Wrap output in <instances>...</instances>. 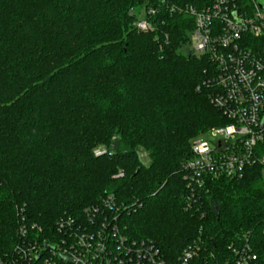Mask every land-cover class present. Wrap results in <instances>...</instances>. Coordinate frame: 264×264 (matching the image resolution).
<instances>
[{
  "label": "trees",
  "instance_id": "16d2710c",
  "mask_svg": "<svg viewBox=\"0 0 264 264\" xmlns=\"http://www.w3.org/2000/svg\"><path fill=\"white\" fill-rule=\"evenodd\" d=\"M168 2L212 0H0V257L21 224L50 241L61 219L88 228L97 206L90 228L118 223L166 264L195 242L191 264L233 261L245 233L264 264V166L201 190L186 178L194 139L229 121L205 84L212 62L186 52L194 18Z\"/></svg>",
  "mask_w": 264,
  "mask_h": 264
},
{
  "label": "built area",
  "instance_id": "2783aa9c",
  "mask_svg": "<svg viewBox=\"0 0 264 264\" xmlns=\"http://www.w3.org/2000/svg\"><path fill=\"white\" fill-rule=\"evenodd\" d=\"M167 8L194 18L189 48L212 62L205 84L212 88L214 104L229 121L194 139L185 163L186 178L196 190L206 188L207 177L241 178L248 167L264 166V0H212L201 9L168 2ZM156 12L155 6L143 5L135 27L153 31L149 17ZM141 158L147 163L145 154ZM104 203L115 210L113 196ZM99 210L97 206L87 209L90 224L82 230L74 218L61 219L58 230L63 236L50 241L36 240L28 226L21 224L24 241L11 256L0 257V264H166L155 243L130 238L118 223L102 221L90 228L96 224L92 213ZM201 248L195 242L175 264H191ZM233 248L236 258L224 264H257L258 253L249 234Z\"/></svg>",
  "mask_w": 264,
  "mask_h": 264
},
{
  "label": "rangeland",
  "instance_id": "374dc122",
  "mask_svg": "<svg viewBox=\"0 0 264 264\" xmlns=\"http://www.w3.org/2000/svg\"><path fill=\"white\" fill-rule=\"evenodd\" d=\"M136 16H137V17H140V10H139V14H137ZM186 52H192V50L189 48V49H187ZM210 135H211V134L208 133V134H205L204 137L206 138V137H208V136H210ZM145 156H146V158H145L144 160L148 161L149 159H148V157H147L146 154H145Z\"/></svg>",
  "mask_w": 264,
  "mask_h": 264
},
{
  "label": "water",
  "instance_id": "95a60500",
  "mask_svg": "<svg viewBox=\"0 0 264 264\" xmlns=\"http://www.w3.org/2000/svg\"><path fill=\"white\" fill-rule=\"evenodd\" d=\"M47 246H48V244H47Z\"/></svg>",
  "mask_w": 264,
  "mask_h": 264
}]
</instances>
